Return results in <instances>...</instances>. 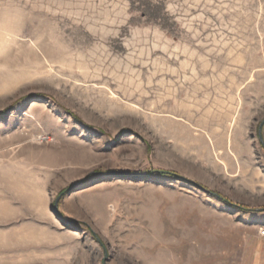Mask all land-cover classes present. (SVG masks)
<instances>
[{
	"label": "rangeland",
	"instance_id": "rangeland-1",
	"mask_svg": "<svg viewBox=\"0 0 264 264\" xmlns=\"http://www.w3.org/2000/svg\"><path fill=\"white\" fill-rule=\"evenodd\" d=\"M263 230L264 0H0V264H264Z\"/></svg>",
	"mask_w": 264,
	"mask_h": 264
},
{
	"label": "trees",
	"instance_id": "trees-1",
	"mask_svg": "<svg viewBox=\"0 0 264 264\" xmlns=\"http://www.w3.org/2000/svg\"><path fill=\"white\" fill-rule=\"evenodd\" d=\"M226 203L230 204V205H233L231 202L227 201V200H224Z\"/></svg>",
	"mask_w": 264,
	"mask_h": 264
},
{
	"label": "water",
	"instance_id": "water-1",
	"mask_svg": "<svg viewBox=\"0 0 264 264\" xmlns=\"http://www.w3.org/2000/svg\"><path fill=\"white\" fill-rule=\"evenodd\" d=\"M156 172H158V173H165L164 171H156ZM63 220V219H62ZM63 221H65V220H63Z\"/></svg>",
	"mask_w": 264,
	"mask_h": 264
},
{
	"label": "built area",
	"instance_id": "built-area-1",
	"mask_svg": "<svg viewBox=\"0 0 264 264\" xmlns=\"http://www.w3.org/2000/svg\"><path fill=\"white\" fill-rule=\"evenodd\" d=\"M261 234L264 236V230L261 232Z\"/></svg>",
	"mask_w": 264,
	"mask_h": 264
}]
</instances>
